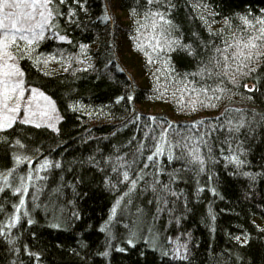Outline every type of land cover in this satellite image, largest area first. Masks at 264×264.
Masks as SVG:
<instances>
[{"label": "trees", "instance_id": "trees-1", "mask_svg": "<svg viewBox=\"0 0 264 264\" xmlns=\"http://www.w3.org/2000/svg\"><path fill=\"white\" fill-rule=\"evenodd\" d=\"M49 8L7 46L58 119L0 128V264H264V0Z\"/></svg>", "mask_w": 264, "mask_h": 264}, {"label": "rangeland", "instance_id": "rangeland-1", "mask_svg": "<svg viewBox=\"0 0 264 264\" xmlns=\"http://www.w3.org/2000/svg\"><path fill=\"white\" fill-rule=\"evenodd\" d=\"M35 11L36 15L29 22L31 26L37 23L36 20L40 13L44 12V8H37ZM2 31L0 29V36L3 35ZM13 88L16 90L6 91V89ZM5 95L9 97L6 106ZM143 107L150 113L162 110L159 106L154 105H144ZM6 117H11V119H6ZM57 119L58 113L52 101L40 92L33 91L30 87L23 85L20 82L18 69L11 60L8 48L0 49V123L9 124L13 120H23L52 124Z\"/></svg>", "mask_w": 264, "mask_h": 264}, {"label": "snow or ice", "instance_id": "snow-or-ice-1", "mask_svg": "<svg viewBox=\"0 0 264 264\" xmlns=\"http://www.w3.org/2000/svg\"><path fill=\"white\" fill-rule=\"evenodd\" d=\"M37 8H45L48 11L41 12L40 15L51 16L53 13L49 8V0H0V29L4 30L2 36H0V49H6L7 46L15 41L16 35L19 31H23L25 28L31 30V24L29 23L33 16L36 15ZM248 23H251L250 21ZM28 34L25 33L24 38L27 39ZM59 39H67L65 36H60ZM248 44L255 46V41L253 38L248 39ZM260 55V53H256ZM251 56L252 53H247ZM247 87V85H246ZM16 89H6V91H15ZM33 91H36L33 89ZM9 99L8 96H4V102ZM15 111V109H13ZM6 119H11V117H6ZM6 123H0V127H7ZM131 243V241H129Z\"/></svg>", "mask_w": 264, "mask_h": 264}]
</instances>
